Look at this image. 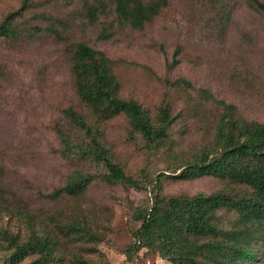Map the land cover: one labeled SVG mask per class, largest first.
<instances>
[{
	"label": "rangeland",
	"instance_id": "obj_1",
	"mask_svg": "<svg viewBox=\"0 0 264 264\" xmlns=\"http://www.w3.org/2000/svg\"><path fill=\"white\" fill-rule=\"evenodd\" d=\"M97 1L103 10L91 22L86 4ZM22 4L0 0V21ZM21 11L16 26L29 35L0 37V232L17 236L19 243L31 229L55 236L54 256L44 264H172L158 250L136 249V215L151 205L153 191L165 197L240 192L238 185L211 175H173L212 137L222 110L201 101L198 89L264 123V17L250 0H167L139 28L111 25L108 0H31ZM105 29L110 33L101 34ZM79 41L114 61L119 97L137 101L153 122L164 105L174 117L156 149L148 148L123 114L103 124L112 159L141 188L104 182L101 165L63 154L61 133L76 137L65 109L85 112L70 68V51ZM178 78L195 89L174 86ZM75 172L93 179L71 196L60 189ZM83 221L89 234L71 228ZM255 248L257 260L246 264H264V243L257 241ZM13 250L0 238V264H11ZM39 256L28 254L18 264Z\"/></svg>",
	"mask_w": 264,
	"mask_h": 264
},
{
	"label": "trees",
	"instance_id": "obj_2",
	"mask_svg": "<svg viewBox=\"0 0 264 264\" xmlns=\"http://www.w3.org/2000/svg\"><path fill=\"white\" fill-rule=\"evenodd\" d=\"M30 1L23 0L21 8L4 16L0 21V37L18 39L29 35L28 30L17 28L16 20ZM108 1L114 14L110 24L120 28L142 27L167 5V0ZM250 4L264 17L263 1L250 0ZM103 6L102 1L87 3V19L97 21ZM106 32L107 29L101 34ZM70 52L74 90L85 112L72 107L65 109V117L76 137L61 133L63 154L101 165L105 172L100 178L104 182L141 188L142 183L127 175L112 159L103 124L123 114L148 148L156 149L167 139L174 121L170 108L161 106L153 122L137 101L119 97L114 61L103 51L79 41L73 43ZM172 84L186 90L195 89L185 78H178ZM197 91L201 101L217 104L222 110L212 137L173 176L190 179L211 175L238 185L240 192L165 197L153 191L151 205L136 215L140 222L134 236L135 243L139 244L136 249L158 250L172 264H246L258 258L255 243L259 240L264 243V123L242 117L235 105L216 99L207 89ZM92 179L91 174L75 172L60 190L71 196L78 195ZM220 213H231L234 217L225 220ZM71 228L83 235L90 232L84 221ZM31 230L29 239L21 243L17 236L0 232V238L14 247L8 255L11 264H18L28 254L40 255L30 264L48 263L54 256L57 238Z\"/></svg>",
	"mask_w": 264,
	"mask_h": 264
}]
</instances>
